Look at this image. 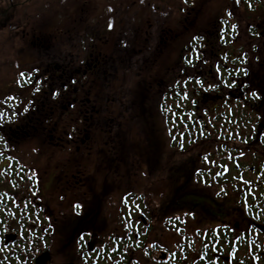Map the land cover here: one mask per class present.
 Returning <instances> with one entry per match:
<instances>
[{
    "label": "rangeland",
    "instance_id": "374dc122",
    "mask_svg": "<svg viewBox=\"0 0 264 264\" xmlns=\"http://www.w3.org/2000/svg\"><path fill=\"white\" fill-rule=\"evenodd\" d=\"M14 1L20 6L0 0V264H100L95 253L84 256L90 240L96 252L109 249L114 256L104 262L113 263L116 233L135 228L137 217L145 216L150 241L161 244L183 234L167 219L211 221L209 203L196 217L175 208L186 191L220 192L202 180L216 167L207 161L209 140L184 139L175 120L167 123L178 104L167 85L182 66L183 46L208 23L209 1ZM41 73L50 75L47 83ZM30 76L45 85L44 95L33 96ZM186 89L199 99L198 86ZM13 98L12 110L6 101ZM181 103L190 109L185 97ZM97 108L101 115L91 112ZM10 124L21 134L8 140ZM253 155L243 159L247 166ZM39 204L42 222L34 216ZM81 232L88 236L79 239ZM6 233L19 240L3 247Z\"/></svg>",
    "mask_w": 264,
    "mask_h": 264
},
{
    "label": "flooded vegetation",
    "instance_id": "af4514ba",
    "mask_svg": "<svg viewBox=\"0 0 264 264\" xmlns=\"http://www.w3.org/2000/svg\"><path fill=\"white\" fill-rule=\"evenodd\" d=\"M9 1L10 8L20 6V2ZM208 1V23H201L182 48V80L170 81L167 89L200 88L204 132L210 143L207 161L216 165L202 180L222 187L218 195L205 189H199V194L186 191L205 200L188 201L187 205L181 199L178 207L191 209L189 214L194 217L209 203L215 209L210 210L214 217L202 224L198 218L179 216V224L167 219L170 228L183 231L179 242L168 237L167 244L150 241L154 233L149 231L145 216L137 217L135 228L126 234L116 233L119 254L113 263H105L106 257L102 262L99 256H104L106 249L96 252L93 240L87 241L92 249L84 256L95 253L100 264H264V0ZM49 77L42 74L45 83ZM252 152L256 163L247 166L243 159L251 158ZM81 236L88 234L81 232L79 239ZM171 245L174 248L170 249ZM139 253L144 260L150 258L143 261Z\"/></svg>",
    "mask_w": 264,
    "mask_h": 264
},
{
    "label": "trees",
    "instance_id": "16d2710c",
    "mask_svg": "<svg viewBox=\"0 0 264 264\" xmlns=\"http://www.w3.org/2000/svg\"><path fill=\"white\" fill-rule=\"evenodd\" d=\"M8 1V0H7ZM14 8V7H13ZM87 72H88V69H87ZM179 74H180V71L178 70L173 76H172V80H175V79H178V80H182L180 77H179ZM88 75V74H86ZM85 75V76H86ZM71 79V76L69 77ZM74 80V79H72ZM35 84H37V86L34 87V85L32 84V92H33V96H42V91H43V85H40L41 83H36L37 80L34 81ZM103 82V81H101ZM71 86L73 85V83H70ZM185 88V89H184ZM103 89V87L100 88V90ZM104 92V90H103ZM101 90V92H97L98 95L96 96V98L94 99L95 103L97 104L100 99L98 97H102L104 94ZM64 93V92H63ZM102 93V94H101ZM169 93V97L171 98V100L173 101H176L178 102V104L176 105V109H175V113L176 115L174 117H172L173 115V110L169 109L167 112H168V117H167V123H169V125H172L173 124V120H175V127H176V131L179 133V130L182 129V127L185 125V123L188 125V123L192 126V128H190V125L187 126V128L185 129V131H182L181 134H183V138L184 139H191L193 138V140L195 139V141L197 140V138H200V136H206L204 130H203V127L205 126V123H201L202 121V118L199 119V117H196L195 116V119L193 121H189L187 120L186 116L187 114H189L190 112H192L191 110H194V111H198L197 110V105L196 104H200V99H197V97L194 98V95L193 93H190L189 91L187 92L186 90V86L185 87H181V86H176L173 88V92L171 91H168ZM195 94V93H194ZM196 96V95H195ZM185 97V100H186V103L187 105L190 107V109L186 108V105L181 103L182 99ZM181 99V100H179ZM96 106V105H95ZM108 106V104H107ZM110 107L107 108V110L109 109ZM168 109V108H166ZM105 110V111H107ZM92 113L94 114H97L99 113V115H101V113L103 112L100 111L98 108L95 109V110H91ZM172 113V115H171ZM177 113L180 115L179 117H177ZM24 118V117H23ZM28 117H25V119H27ZM29 121L32 120V119H28ZM29 123V122H28ZM31 123V122H30ZM184 123V125H183ZM13 125L14 124H10V126L6 127V130H8V137H10L8 140H11L13 137L17 138V134H21V132H17L16 130H13ZM170 132H171V129H170ZM190 143H192V141H190ZM208 153V151H207ZM17 168V167H16ZM18 169V168H17ZM17 169H14L15 171H12L10 174H15L14 172H17ZM20 171H22V168H19V173ZM20 176H23L22 173H20ZM192 195V196H191ZM182 200H184L185 202L189 200V202H193L196 204V203H199V202H202L203 200H205L204 197H201V196H198V194L194 195V194H190V195H187L186 197H184ZM180 202V201H179ZM212 205H215V203H213ZM175 208H179L178 206ZM213 212H214V208L211 207V209ZM36 235V234H35ZM33 236L30 235V238H32Z\"/></svg>",
    "mask_w": 264,
    "mask_h": 264
},
{
    "label": "water",
    "instance_id": "95a60500",
    "mask_svg": "<svg viewBox=\"0 0 264 264\" xmlns=\"http://www.w3.org/2000/svg\"><path fill=\"white\" fill-rule=\"evenodd\" d=\"M8 240L14 239V236H7Z\"/></svg>",
    "mask_w": 264,
    "mask_h": 264
}]
</instances>
